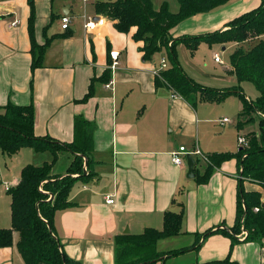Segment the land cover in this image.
<instances>
[{"label":"crops","instance_id":"1","mask_svg":"<svg viewBox=\"0 0 264 264\" xmlns=\"http://www.w3.org/2000/svg\"><path fill=\"white\" fill-rule=\"evenodd\" d=\"M98 1L33 0L32 36L29 0H0V112L9 103L34 104L35 135L63 143L75 141L77 116L95 125L93 148L87 156L90 160L84 157V170L90 177L74 182L68 195L71 206L55 215V230L63 250L84 264H116L118 235L126 234V230L139 234L148 227L162 229L165 212L173 210L183 211V233L162 239L169 240L172 248L158 250L197 244L194 249L169 258L167 264L225 259L231 261L226 264H264V238L252 241L240 238L241 233H236V239L231 236L239 190L237 161L223 162L204 183H199L195 175L188 177L187 159L183 165L173 161V152L181 146L207 155L238 151H230L235 149V140L223 136L231 128V119L223 122L225 117L214 115L221 102L205 101L199 95L190 101L167 85L158 86L155 70L159 60L156 57L146 60L141 51L144 42L133 37L136 28L127 33L119 31L116 20L96 11ZM233 2L234 10L218 16L215 14L224 9L199 13L173 27L170 34L177 38L224 29L230 20L259 6L262 0ZM64 15L71 18L69 30L61 27ZM90 16L95 19L106 16L107 21L89 32L84 22ZM33 37L39 45L47 43L42 64L35 68ZM236 46L234 43L233 50ZM111 51L119 53V63L114 68ZM178 51L181 66L197 82L189 70L211 83H221L218 84L221 86L201 83L216 89L237 81L229 62L223 73L215 76L199 66L195 52L191 53L185 44L181 43ZM106 69L110 74L104 81ZM93 82V96L79 101ZM215 127L221 129L220 135L216 136ZM236 128L231 132L237 133L239 140L242 134ZM0 152L15 168L11 180L5 182V190L6 184L10 188L18 185L27 164L41 166L53 162L52 173L65 176L75 159L68 149L60 150L56 160L50 150L36 151L33 147H23L10 156ZM193 158L194 170L197 168L203 175L208 163L199 156ZM244 186L260 191L264 205L263 186L248 181ZM9 197L5 211L0 206L2 228L12 226ZM109 198L114 202L108 203ZM210 229L220 230L208 232ZM18 240L19 234L14 232L13 245L0 248V264H25ZM182 241L184 245L180 244ZM186 259L192 262L187 263Z\"/></svg>","mask_w":264,"mask_h":264},{"label":"trees","instance_id":"2","mask_svg":"<svg viewBox=\"0 0 264 264\" xmlns=\"http://www.w3.org/2000/svg\"><path fill=\"white\" fill-rule=\"evenodd\" d=\"M179 9L172 11L169 2H162L155 8L153 0H105L96 3V11L116 20L115 26L121 32H129L136 28L133 35L136 41H143L141 51L146 60L165 51L170 67L159 71L156 76L158 86L167 85L175 94L193 101L194 95L210 102H223L227 97L235 95L242 102L238 114V129L258 117L260 134L249 132L247 145L236 152H215L209 154L208 163L203 175L195 168V177L199 183L209 180L214 169L223 162L235 159L239 170V190L237 196L236 223L231 236L236 239L243 227L247 231L244 240L260 241L264 238V206L262 194L258 190H247L244 182L256 183L264 187V0L261 4L230 20L226 29H216L202 34H183L177 38L170 31L181 21L204 12H209L228 0H177ZM31 5L30 32L33 36L35 11L33 0ZM253 41V44L245 45ZM202 42L236 43L230 54L231 72L236 76L237 84L220 89L205 86L187 75L181 66L178 46L185 44L194 53ZM47 43L39 45L34 37L32 52L33 68L42 64ZM109 69L105 70L103 79L109 78ZM253 82L259 95L249 98L244 92L243 83ZM94 82L89 91L79 100L87 101L94 93ZM4 112H0V150L12 155L23 147H33L36 151L50 150L54 160L59 151L68 149L75 155L68 175L60 176L52 173L53 162L41 166L27 164L21 171L18 185L8 190L11 196L12 226L0 227V248L13 245L14 232L19 234L17 247L25 260V264H84L70 258L63 250L55 230V215L58 210L71 206L68 199L74 182L89 178L85 173L84 157L93 148L94 123L83 116L75 118L76 139L63 143L51 137L35 135V106L9 103ZM88 160L89 157H87ZM87 160V163L89 162ZM197 161V160H196ZM88 171V170H87ZM79 174L73 177L72 174ZM256 208L259 210L256 211ZM183 211L168 210L164 214L162 229L146 228L142 233H126L116 238V264H167V260L194 249L183 247L168 251H159L158 242L162 239L183 233ZM217 229L216 231H219ZM210 229L208 232H216ZM201 236L198 233V237ZM200 239V238H199ZM229 259L192 264H226Z\"/></svg>","mask_w":264,"mask_h":264},{"label":"rangeland","instance_id":"3","mask_svg":"<svg viewBox=\"0 0 264 264\" xmlns=\"http://www.w3.org/2000/svg\"><path fill=\"white\" fill-rule=\"evenodd\" d=\"M100 1H105V0H100ZM233 1L234 0H228L225 4L215 8V9H224V10H221L220 12H218L217 14H215V16H218L219 14L223 13V11L234 10L236 7L233 6V5H235ZM161 2H164V1L163 0H153L155 8H159L161 5ZM167 2H169L170 9L172 11H177L179 9V2L177 0H168ZM215 9H213V10L216 11ZM213 10H211V11L213 12ZM211 11L200 13V14L211 13ZM196 15H199V14H196ZM193 17H194V15H193ZM193 17L191 16V18H193ZM189 19H190V17H189ZM183 21H181L177 25L181 24ZM226 28H224V29H226ZM194 35H197V33ZM252 42H253L252 40L249 42H246L245 45L249 46L250 44H253ZM233 44H234L233 42H229V43L215 42L213 44H209L208 42H202L199 45L198 49L195 51L194 57H196V59L199 61V64H200L199 66H201V68H203L207 73H212V74H215V76H216L217 74H222L224 71V67L227 66L229 59H230L229 56L233 50ZM223 48H226V49L223 50ZM215 53H218L221 55V57L223 59V63H216L214 61L213 57H214ZM178 54H179V51H178ZM154 57H156V59H158L159 62H160L162 57L167 58L165 51H162L161 53L156 54V56H154ZM179 57H180V54H179ZM167 62H168V68H169L170 62H169L168 58H167ZM189 74L194 76L200 83H204V84L209 85V86H221V85H218L221 83H217L215 81L210 80V81H212V83H211V82L207 81L206 79L200 77V75H197L196 73H194L190 70H189ZM237 83L238 82L237 81L235 82V80H234L233 82L228 83V85H233V84H237ZM242 85L244 88V92L247 94V96L249 98L254 99L259 95L258 88L256 87V85L253 82L246 81ZM197 95H199L201 98L200 94H196L193 96L194 99L197 97ZM241 105H242V103H241L240 99L235 95H231V96L227 97L223 102H221V104H218V106H216V108L214 110L215 116H217V117H219V116L220 117H228L232 121V124L230 125L231 128H228L225 131V133L223 134V136L226 139L230 138V141L235 140V149H231L230 151H232V150L236 151L241 146L239 144L237 133L235 135L231 132L232 128L235 131L237 129L236 126L238 125V114L241 111ZM214 130L216 132V136L218 134L220 135V133L222 132L219 127L218 128L215 127ZM239 132L243 136H245L247 140H248L247 134L249 132H254L257 135L260 134V124H259L258 117H256L255 120L246 124L243 129H240ZM218 141H221V140H218ZM207 156L209 157V155H207ZM199 158L201 159L202 162H204L206 164L211 163L210 158H208L209 160L207 162H205L201 157H199ZM36 160H34V161L36 162ZM6 161H8L7 165H6ZM13 164L14 163H12V161H10V160H7L4 155L2 156V154L0 152V206L2 208L1 209L2 211H5V207L8 206V201L10 199V197H9L10 194L8 195L9 192H6V190H5V182H6V180L7 181L11 180L10 176L15 173V168H14ZM185 169L187 170L188 168H185ZM2 218H3V216H2ZM7 219H8V215H7ZM11 222H12V219H11ZM242 232H243V229L241 228L240 233H242ZM182 239L185 240L187 238H185V236H182ZM168 241L169 240H162L158 244V249L163 250V249L172 248L171 244H168L169 243ZM180 244L184 245L185 241H182V243H180ZM183 245H179L177 247H180ZM186 260L187 261H185V262H187V263L192 262L191 259H186ZM178 264H184V262L180 261Z\"/></svg>","mask_w":264,"mask_h":264},{"label":"built area","instance_id":"4","mask_svg":"<svg viewBox=\"0 0 264 264\" xmlns=\"http://www.w3.org/2000/svg\"><path fill=\"white\" fill-rule=\"evenodd\" d=\"M85 1H92V0H85ZM107 17L106 16H100L98 19L93 18L92 16L88 17L85 22L84 26L87 31L93 32L95 31L99 26H102L106 23ZM17 22V21H15ZM61 27L63 30H69L71 27V18L69 15H64L61 19ZM110 57L112 59L111 66L114 68L119 62V53L117 51H111L110 52ZM214 59L217 62L223 63V59L220 54L215 53L214 54ZM168 68V62L166 57H162L160 62H157V69L155 70V75L158 76L159 71L163 69ZM230 121L228 117L223 118V122ZM239 143L242 146L247 145V139L245 136H240L239 137ZM191 156H199L201 157L205 162H207L209 157L202 153L200 150H195V151H188L185 146H181L179 150L173 152V161L178 164V165H183L187 159V155ZM10 189V185L6 184V190ZM108 203H113L114 199L109 198L107 199ZM259 210L256 208V211ZM243 233V234H242ZM240 234V238L246 237L247 231L243 228V232Z\"/></svg>","mask_w":264,"mask_h":264},{"label":"water","instance_id":"5","mask_svg":"<svg viewBox=\"0 0 264 264\" xmlns=\"http://www.w3.org/2000/svg\"><path fill=\"white\" fill-rule=\"evenodd\" d=\"M187 165H188V177H194V165H195V159L191 155H187ZM264 206V205H263ZM129 230H126V233H129Z\"/></svg>","mask_w":264,"mask_h":264}]
</instances>
